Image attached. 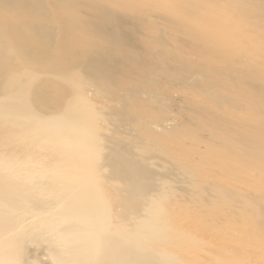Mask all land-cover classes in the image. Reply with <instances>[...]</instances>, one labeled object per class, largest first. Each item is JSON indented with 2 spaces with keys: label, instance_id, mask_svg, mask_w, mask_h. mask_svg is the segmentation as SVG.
<instances>
[{
  "label": "bare ground",
  "instance_id": "bare-ground-1",
  "mask_svg": "<svg viewBox=\"0 0 264 264\" xmlns=\"http://www.w3.org/2000/svg\"><path fill=\"white\" fill-rule=\"evenodd\" d=\"M174 129L184 178L153 156ZM202 156L231 167L208 197ZM234 195L211 264L264 250V0H0V264H186L135 236Z\"/></svg>",
  "mask_w": 264,
  "mask_h": 264
},
{
  "label": "rangeland",
  "instance_id": "rangeland-1",
  "mask_svg": "<svg viewBox=\"0 0 264 264\" xmlns=\"http://www.w3.org/2000/svg\"><path fill=\"white\" fill-rule=\"evenodd\" d=\"M161 79L164 78L162 74H158ZM163 77V78H162ZM156 108L155 114L160 117V120L164 121L165 119L171 118V120H176L179 117H181V113H184L180 110H174L175 112L172 113L171 111H167V113H164V107ZM185 132L189 131V128H185ZM180 129H174L171 132L167 133L164 136V141H162L161 145L159 146V149H157V152L154 153L155 162L161 166L162 171L167 172L171 171L173 173L179 174L184 178L183 176L186 175V168L183 166L184 164L182 161L185 160H192L190 158L189 150L195 146L196 144H193L190 142L189 138L186 136L187 134L181 133ZM198 148L202 147V144H197ZM159 150V151H158ZM164 160H169L170 163H165ZM212 158L210 156H202L198 159L196 158L195 164L200 162V165L203 166L205 171V176H202L199 178V181L197 185L201 192H203V197H208L210 194L214 195L213 192H211L209 189H204L208 186V182H214V183H222L221 177L222 175L226 174L231 170L230 162L228 160H223L221 162L214 163L212 162ZM243 180H250L253 181V178H244ZM206 182V183H205ZM228 185V183H226ZM229 186V185H228ZM178 195V192H175ZM175 194V195H176ZM193 198V197H192ZM243 199L240 198L237 195H234L232 198L228 199L226 202H222L218 200L216 207L214 209H211L210 207H200L198 206L197 201L201 204L200 197L194 196L192 201L194 203L186 205L181 212L183 214L187 213H199L200 215L204 216L205 218L199 219L198 221H190L188 222V227L190 229L197 227L202 228L201 233H196L193 231H190L188 235L185 237L179 238L176 236L175 233L172 238H165L164 233H168L171 229L166 228L163 225H155L147 230H142L146 233H149V235H146L142 238V235H136L134 238L137 242H142L143 240L150 241L153 236H156V240H154V243L151 244L155 247H158L166 253V255L174 260L180 261L182 260L186 264H211L212 261L217 259V257L222 260V254H218L216 251L218 248H215V246L218 244L217 241L214 240L213 237H215L217 234H219V231L222 229V221L220 220V217L223 213L226 211H229V213L234 212V216L232 218L240 217L239 214L241 213V207H242V201ZM241 202V203H240ZM244 206V205H243ZM175 209V208H172ZM203 210V213L201 212ZM231 210V211H230ZM174 211V210H173ZM230 213V214H231ZM170 214L167 209H164L163 206H155L146 209V214L151 217L155 216H162ZM215 217V218H214ZM185 224V221L184 223ZM154 225V224H152ZM187 225V224H186ZM196 229V230H197ZM173 231V230H172ZM178 234V233H177ZM159 236V237H157ZM209 242V243H208ZM215 242L214 247H210V244ZM240 240L239 238L233 237L232 241L229 242L230 247H237L240 246ZM199 249V250H198ZM247 251H241V253L246 256H240V257H233L234 264H264V250L259 251H253V246L247 245L245 248ZM220 252V251H219ZM244 252V253H243ZM246 252V253H245ZM218 254V255H217ZM241 254V255H242ZM246 254V255H245ZM210 258V259H209ZM214 259V260H213ZM236 262V263H235Z\"/></svg>",
  "mask_w": 264,
  "mask_h": 264
}]
</instances>
